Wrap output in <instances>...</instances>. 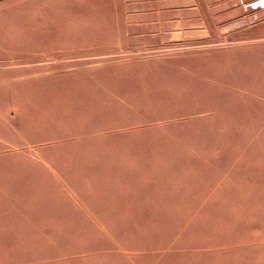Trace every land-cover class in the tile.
<instances>
[{
	"label": "rangeland",
	"instance_id": "374dc122",
	"mask_svg": "<svg viewBox=\"0 0 264 264\" xmlns=\"http://www.w3.org/2000/svg\"><path fill=\"white\" fill-rule=\"evenodd\" d=\"M0 264H264V0H0Z\"/></svg>",
	"mask_w": 264,
	"mask_h": 264
}]
</instances>
